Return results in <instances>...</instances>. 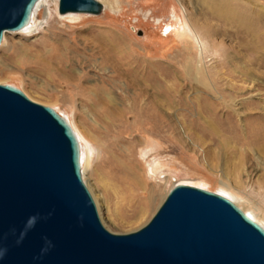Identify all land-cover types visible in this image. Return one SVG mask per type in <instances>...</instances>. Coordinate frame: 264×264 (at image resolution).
Returning a JSON list of instances; mask_svg holds the SVG:
<instances>
[{"label":"rangeland","instance_id":"rangeland-1","mask_svg":"<svg viewBox=\"0 0 264 264\" xmlns=\"http://www.w3.org/2000/svg\"><path fill=\"white\" fill-rule=\"evenodd\" d=\"M98 1L102 4L99 14L72 13L77 18L70 19L68 13L59 14L58 0H46L39 12L36 30L32 33L9 31L7 41L0 42V84L16 86L29 99L52 107L60 115L65 114L83 136V143L92 147L90 165L82 178L102 224L113 233L139 229L151 219L168 192L183 183L214 192L224 191L242 211L254 214L256 222L264 228V183L256 180L261 170L252 179L245 174L236 178L211 165L204 152L209 145L203 144L201 148L194 145V123L199 115L197 103L191 102H196L194 98L198 95L204 96L216 104L215 110L227 116L226 110L244 98V104L250 103L264 118V67L257 64L260 61L254 53L241 48L240 27L225 18L230 10L251 14L264 29V0ZM109 30L115 31L128 47L124 50L126 61L152 67L147 74L151 80L158 74L165 77V92L160 99L167 119H162L151 107L141 109L154 91L152 85H141L149 83L142 77L136 85H128L124 78L116 76L115 100L98 102L101 94L96 86L103 77L112 74L110 68L104 70L97 66L101 60L99 55L84 64L79 62L82 59L73 62L72 65L85 72L79 81L81 86L48 74L46 68L32 61L18 66L20 49L28 55L34 50L44 53L56 41L75 43L79 47L77 53L86 56L89 51L83 49V38ZM201 33L208 36L206 49L199 47ZM58 54L56 50L54 62ZM62 66L67 69L69 65L65 62ZM203 83L215 84L219 92H204ZM138 88L145 92L136 98ZM241 90L245 93H240ZM181 91L189 102L186 106L177 101ZM241 110L248 108L244 106ZM234 122L229 120V124ZM117 123H123L118 132L113 130ZM140 123L147 124L142 127ZM198 123H204L203 119ZM109 147L120 153L121 148L126 149L123 158L140 182L132 198L123 186L111 182L104 174L114 168L108 158ZM147 200L148 205L140 213L142 203Z\"/></svg>","mask_w":264,"mask_h":264},{"label":"water","instance_id":"water-1","mask_svg":"<svg viewBox=\"0 0 264 264\" xmlns=\"http://www.w3.org/2000/svg\"><path fill=\"white\" fill-rule=\"evenodd\" d=\"M36 1L0 0V42ZM101 10L98 0H58L60 14ZM0 264H264V228L225 196L181 183L145 225L109 231L67 120L0 84Z\"/></svg>","mask_w":264,"mask_h":264},{"label":"bare ground","instance_id":"bare-ground-1","mask_svg":"<svg viewBox=\"0 0 264 264\" xmlns=\"http://www.w3.org/2000/svg\"><path fill=\"white\" fill-rule=\"evenodd\" d=\"M45 2L46 0L36 1L27 24L23 28L15 30L16 33H32L38 28V15ZM72 13L74 12L68 13L67 16L70 19L77 18L76 14ZM225 18L230 19L231 22L236 24V26L240 27L239 30L242 34V40L240 41L241 48L254 53L257 56V60L260 61V63L257 64L264 67L263 27L259 26V23H256L257 21L255 22V18H253L251 14L243 12L230 10L227 12ZM244 28L247 29L248 32L244 30ZM46 29L48 30L49 28L47 27ZM8 32L9 31H6L3 34L2 42L7 41ZM53 34L57 36L56 33ZM89 36V38H83L82 41L83 49L89 51V54L86 56L77 53L79 47L77 48L75 43L69 45L56 41L53 42L52 47L46 49V52L44 53L34 50L32 55H28L29 53L27 54L23 48L20 49L21 53L19 54L17 61L18 66L23 67L26 63L32 61L34 65L46 68L48 74L56 75L61 80L79 84L81 86L79 81L85 76V72L83 69L78 70L75 65H72L73 62L82 59V61L79 62L84 64L86 61L95 59V56L99 55L101 60L98 62L97 66L103 67L104 70L105 68H110L112 74L106 76L107 79H104L103 77L100 80V84L96 86V90L101 94V101L100 98H98V102L108 103L115 100L113 96V87L117 85L116 76L124 78L128 85H136L140 81V77H142L149 83H142L141 85L144 87L152 85L154 88V95L152 94V96H149L151 99L147 101L144 106L142 105L141 109L151 107L160 117H162V119H167L163 100L160 99L161 93L163 94L165 92V77L162 74H158V76L155 75L151 80L150 78H147V74L148 72L150 74L152 67L150 68L147 64L133 65L131 62L126 61V53L124 50H127L128 47L122 42V40L120 41V37H117L115 31L109 30L92 36L89 34ZM207 37L208 36L204 33L200 34V37H198L199 47L202 46L205 47V49L208 48L209 42L207 41ZM56 50L59 54L57 56V61L54 62L52 57L56 53ZM202 53L201 48L200 58L202 57ZM69 60H71V62H69ZM254 61L256 62V59ZM65 62L69 65L68 68L66 66L67 69H64L62 66ZM109 82H112L113 85H108ZM248 88H251V86ZM201 89L206 93L219 92L217 87H215V84L212 85L210 83H203ZM144 92L145 91L140 88L139 92L135 94V97L139 98ZM240 93L244 94L245 91L241 90ZM224 99L225 96L223 95L221 100L224 101ZM194 100L196 102H191L197 103L196 112L199 115V117L196 118L197 120H195L196 123H194V129L196 131L194 135V145L200 146V148L203 144L209 145L208 149H204L205 157L208 159L207 161L213 166H219L225 175L233 174L236 178L239 174H245L248 179H252L256 173L261 170V173L257 176L256 180L260 183H264V118L261 116V113L254 110V106L250 103H247V105L244 104V98L240 100L242 103L240 101L235 102L233 104L234 106L232 105L231 108L226 110L227 116H225V112L222 111L220 114L218 110H215L216 104L208 101L204 96L198 95ZM177 101L179 105L186 106L189 104L182 91L181 94L177 96ZM136 103L137 102L134 103L133 107L136 106ZM242 106H245L248 110H241V108H243ZM228 113H231V116H228ZM61 115L67 120L77 137L80 150L81 173L82 177H84L87 168L90 165L93 149L87 142L83 143V136L71 123L69 118L65 114ZM200 119H203L204 123H198ZM230 119H233L236 122L229 124ZM122 124L123 123H117L113 130L118 132V129ZM146 124L147 123H140L139 125L143 127ZM131 130L132 132L135 131L134 129ZM177 140L181 144H184L179 137H177ZM125 150L126 149L121 148L120 153L109 147L108 158L109 162L114 165V168H112V170H107L104 174L107 179L111 180V182L121 185V188L123 186V190H125L130 197H134V192L140 186V182L133 168L123 158ZM217 193L228 198L222 190H220V192L217 191ZM147 203L148 200L145 203H142V208L139 209V212L140 210H145L146 205H148ZM245 213L251 219L256 221L254 214L247 211H245ZM136 214H138V212Z\"/></svg>","mask_w":264,"mask_h":264}]
</instances>
